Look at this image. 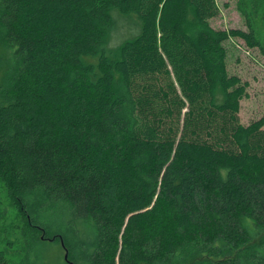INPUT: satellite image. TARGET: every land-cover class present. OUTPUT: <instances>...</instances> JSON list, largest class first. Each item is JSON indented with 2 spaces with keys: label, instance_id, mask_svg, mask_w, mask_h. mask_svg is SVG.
I'll return each mask as SVG.
<instances>
[{
  "label": "trees",
  "instance_id": "obj_1",
  "mask_svg": "<svg viewBox=\"0 0 264 264\" xmlns=\"http://www.w3.org/2000/svg\"><path fill=\"white\" fill-rule=\"evenodd\" d=\"M238 8L247 29L211 27L216 0H0V186L29 230V198L63 201L92 264H264V113L239 121L224 45L264 53V0Z\"/></svg>",
  "mask_w": 264,
  "mask_h": 264
},
{
  "label": "rangeland",
  "instance_id": "obj_2",
  "mask_svg": "<svg viewBox=\"0 0 264 264\" xmlns=\"http://www.w3.org/2000/svg\"><path fill=\"white\" fill-rule=\"evenodd\" d=\"M216 3L218 13L209 20L211 27L247 29L238 0H216ZM122 25L118 30L120 37L128 33L126 24ZM262 25L264 22L260 24L264 28ZM224 45L228 72L239 76L245 83L246 95L240 100L238 118L246 125L264 113V53L257 48L247 47L240 38H230ZM16 64L0 29V99L2 88L10 83ZM27 201L31 215L44 231L38 229L33 232L27 228L24 218L10 204L0 186V211H4L0 219V249L5 250L16 264H68L64 260V248L73 264H92L96 229L90 220L74 219L70 206L63 201H42L40 198H29ZM245 225L252 226L248 221Z\"/></svg>",
  "mask_w": 264,
  "mask_h": 264
},
{
  "label": "water",
  "instance_id": "obj_3",
  "mask_svg": "<svg viewBox=\"0 0 264 264\" xmlns=\"http://www.w3.org/2000/svg\"><path fill=\"white\" fill-rule=\"evenodd\" d=\"M61 245L64 246L63 242L61 241ZM64 260L68 263V264H73L69 259H68V252L67 249L64 248Z\"/></svg>",
  "mask_w": 264,
  "mask_h": 264
}]
</instances>
